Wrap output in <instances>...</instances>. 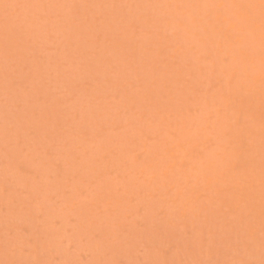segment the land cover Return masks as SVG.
Segmentation results:
<instances>
[{"label":"rangeland","instance_id":"rangeland-1","mask_svg":"<svg viewBox=\"0 0 264 264\" xmlns=\"http://www.w3.org/2000/svg\"><path fill=\"white\" fill-rule=\"evenodd\" d=\"M0 264H264V0H0Z\"/></svg>","mask_w":264,"mask_h":264}]
</instances>
